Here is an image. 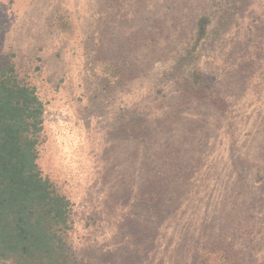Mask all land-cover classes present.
Instances as JSON below:
<instances>
[{
  "label": "rangeland",
  "instance_id": "1",
  "mask_svg": "<svg viewBox=\"0 0 264 264\" xmlns=\"http://www.w3.org/2000/svg\"><path fill=\"white\" fill-rule=\"evenodd\" d=\"M6 54L75 264H264V0H0Z\"/></svg>",
  "mask_w": 264,
  "mask_h": 264
},
{
  "label": "trees",
  "instance_id": "2",
  "mask_svg": "<svg viewBox=\"0 0 264 264\" xmlns=\"http://www.w3.org/2000/svg\"><path fill=\"white\" fill-rule=\"evenodd\" d=\"M210 23L209 14L199 15L188 53L193 59L185 65L221 34L222 25ZM42 114V101L17 74L11 54L0 55V260L9 264H75L63 240L70 203L36 163Z\"/></svg>",
  "mask_w": 264,
  "mask_h": 264
}]
</instances>
